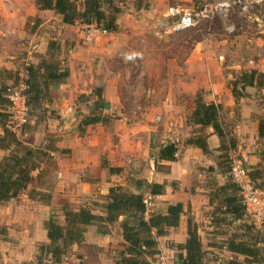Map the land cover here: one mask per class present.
<instances>
[{
	"label": "crops",
	"instance_id": "0c3cea01",
	"mask_svg": "<svg viewBox=\"0 0 264 264\" xmlns=\"http://www.w3.org/2000/svg\"><path fill=\"white\" fill-rule=\"evenodd\" d=\"M159 1L149 0V8L136 5L134 9L152 16L153 10L161 7ZM178 1L188 3L191 0ZM127 4L133 5L132 2ZM136 14L128 16L137 20L139 15ZM150 20L148 17V23ZM95 35L94 39L93 36L86 39L84 23L65 24L53 10L39 9L36 0H0V87L9 85L18 76L25 78L21 62L26 59L29 62L25 65L38 64L46 57L51 40L56 41L62 63L69 71L65 82L50 86L51 97L44 105L49 108L48 113L54 111V115L48 116L49 137H41L43 150L49 155L48 166L47 162L41 163L32 172L33 178L25 190L0 203V264H35L38 246L48 242L45 223L50 217L64 225V206L76 211L88 205L95 214H103L108 190L114 186L142 193L149 202L144 199L147 207L183 204L179 225L157 237L155 260L159 262L161 256L166 260L173 248L165 242L173 241L175 246L185 242L189 214L192 227L203 219L202 204H206L209 197L202 188V167L217 168V158L211 157L219 152L220 140L211 126L206 127L208 153L185 143L190 136L200 133V126L190 121L194 102L191 104L186 99L191 100L198 92L202 93L204 102L220 104L227 118L235 115L233 135L238 141V150L232 151L247 163L248 170L253 171L264 162L262 152L254 151L259 139V118L263 113L253 95L257 87H240L242 96L235 98L231 88L225 85L223 71L202 67L206 60H214V51H206L201 42H197L186 60L197 67L186 72L180 67L170 76L172 84L160 102L141 108L138 116L135 109L139 106L128 107V114L122 112L116 100L114 78L104 80L105 61L126 49L124 43L119 42L117 33ZM96 86L101 89L100 98L96 95ZM83 94L90 101H103L99 110L102 115L112 117L108 122L102 119L86 125L79 134L76 127L83 128V115L89 114L85 113L86 102L79 99ZM3 107L0 104V111H4ZM32 123L35 128L37 120ZM37 132L29 128L22 135L16 134L23 148L38 146ZM27 136L31 137L25 139ZM49 141H53L51 146L45 145ZM167 142L177 147L174 161L158 159L160 147ZM7 153V149L0 148V161ZM107 166L119 168V171L111 173ZM140 181L144 184H139ZM151 183L163 184L164 192L151 195L147 187ZM223 183L220 181L218 185ZM243 217V222L251 221L256 230L261 231L258 225L264 223L263 216L260 219L256 214L245 213ZM121 220L123 217L107 226L87 225L82 242L69 247L70 257L67 253L64 255L63 259H68L66 264H116L115 255L124 248ZM44 263L50 264L51 260H44Z\"/></svg>",
	"mask_w": 264,
	"mask_h": 264
},
{
	"label": "rangeland",
	"instance_id": "374dc122",
	"mask_svg": "<svg viewBox=\"0 0 264 264\" xmlns=\"http://www.w3.org/2000/svg\"><path fill=\"white\" fill-rule=\"evenodd\" d=\"M148 1L149 0H117L115 4L108 5L104 3L102 5L103 10L108 15L114 10L112 9L113 7H118L119 9V12L116 14L117 28L116 31L111 33L119 34L117 35L120 38L119 42L124 43L126 49H122V52L118 53L117 56L107 59L102 69L105 82L106 80H112V78H114L117 85L118 99L116 100L121 105L122 112L124 111L128 114V107L134 106L136 108L139 106V108L135 109L139 116V112L142 111L141 108L149 106L150 104H158L168 86L172 84L173 77H170L171 75L176 74L180 67L184 69L185 72L191 68L197 67L195 64L186 63L193 46L197 42H201L202 47L206 51L211 50L215 53L213 57L214 60H206L203 63V69H210L211 71L220 69L223 71L226 75L225 85L229 88H231V85L235 83L234 81L238 79L241 73H248L252 69H255L257 72L261 69L264 70V0L258 2L254 0H191L188 3L179 2L178 0H161L159 1L161 7L159 9H154L152 16L144 15L143 10L138 12L137 10L139 9H134L137 8L135 7L136 5L143 6L145 4H147V8H149ZM130 2H132V6L127 4ZM170 6H180L189 9L194 16L195 25L181 31L171 30L170 25L172 19L167 15ZM134 12H137L136 15H139L137 20L134 19V17L132 18V16H128V14H134ZM148 17L151 19L150 23L147 21ZM118 25H120V28H118ZM33 26H35V22ZM96 36L97 35L94 34L93 37H91L94 39ZM135 51L140 52V58L129 60L125 58V55ZM51 53H53V58L57 59L60 65L64 67L65 63H62L58 49L52 50ZM28 62L29 60L26 59L21 62L23 63L22 66L25 71L28 65H25V63ZM186 75L190 76L189 74H185V76ZM21 80L23 79L18 76L9 85L18 84ZM235 86L239 89L242 87L241 82L236 83ZM256 87L257 89L253 95L261 111L263 110V117L264 78H258ZM94 89H97V86ZM198 95H202V93L198 92L195 96ZM195 96L191 100H189L188 97H186V99L192 104ZM50 97L51 94L49 92L47 100ZM79 99L80 102H86L84 107L85 110L87 107V112L85 113H89L88 115L82 114L83 118L100 117L108 122L112 117L108 114L102 115V111L99 110L102 107L103 101L97 100L98 105L96 106L95 102L90 101V99L86 97V94L80 96ZM47 100H43V105H45ZM87 102L91 103L88 104ZM48 112L49 108L45 106L43 110H34L32 108L30 117L37 120L36 126L34 128L31 122L25 125L19 134L22 135L24 132L29 131V128L34 132L38 130L37 133L39 138L36 140L38 146L33 147V149L38 148L43 150L45 148V146L42 145L41 137H49L47 132L48 116L54 115V111ZM234 117L235 115H233V118H227L226 113L221 109L220 120L222 125L226 129V132L232 131L233 134L235 128ZM83 126V128H81L80 125L76 127L79 134L86 129V125ZM33 134L34 133H32V135ZM199 135H204L206 138L209 136L206 132V128L202 129ZM30 137L31 136H27L25 139ZM229 138L230 135L225 137L224 146L218 150L219 152H217L214 157H211L215 160L217 158L218 160L217 170L211 167L208 169L202 167L201 169L204 170V172L202 171L204 175L201 182L202 188L207 191L209 200L206 204H202V221L194 225L196 228H199L197 233L203 245V260L207 264H218L219 262L229 261L230 259L239 262L244 261L242 255L230 252L224 247L226 241L232 236L235 237L236 240H243L247 243L256 245L254 242L256 230L249 234L250 230L239 228L241 222L236 221L232 223L230 216L223 212V207L220 203L221 197L215 196V188L218 182H231L229 171L233 163L241 162L242 166L250 172L247 163L232 151L234 149L238 150V141L235 139V147H230ZM52 142L53 141H49L48 144L46 143L45 145L51 146ZM258 150L260 152L264 150V144L260 139L255 143L254 151ZM207 157L206 159H209ZM46 162L47 158L43 159L41 163L45 164ZM48 164L49 162H47V166ZM157 167L159 169H165L159 165H157ZM261 168L264 169V162L261 163ZM219 174L224 177L223 180L220 179ZM262 174L264 176V172ZM252 180L255 186L264 190V177L261 176V178L259 177L258 179ZM125 190L128 191L127 189ZM236 191L241 200L239 189H236ZM210 197H212L211 201ZM144 199L148 202L147 198ZM239 203L241 204V201ZM151 207L152 205H148L147 208H149L150 211H147L148 213L145 214V217H148L152 213L163 212L165 208L164 206H158V208ZM189 211L190 209L188 212ZM188 218L192 219L190 214ZM250 219L252 218L248 220ZM262 221H264V219ZM250 223L253 224L251 221ZM258 226L262 231L259 232V235L263 241L264 223ZM165 245L173 248L171 252H168L169 254H167L168 256L165 260V264H172L175 261H179L178 258L181 252L176 248L175 242L169 240L165 242ZM260 247H263L264 250V241ZM71 253V249L69 248L67 250V257H70ZM263 257L264 255H259L258 258H251L247 264H264V259L263 261L260 260ZM63 261L66 264L68 259H63ZM43 264H45L44 261Z\"/></svg>",
	"mask_w": 264,
	"mask_h": 264
},
{
	"label": "trees",
	"instance_id": "16d2710c",
	"mask_svg": "<svg viewBox=\"0 0 264 264\" xmlns=\"http://www.w3.org/2000/svg\"><path fill=\"white\" fill-rule=\"evenodd\" d=\"M117 0H36L39 9L53 10L61 17L65 24L96 23L102 26L108 32L116 31V14L118 7L108 15L103 10V4H115ZM147 4L143 8H147ZM116 9V10H115ZM118 9V10H117ZM199 41V40H198ZM57 45L54 40L48 44L47 57H43L36 64H29L26 67V76L23 82L26 85L28 104L34 110L44 109L43 100H47L50 86L65 82L69 76L67 67H62L57 59L53 58L52 50ZM48 58V59H47ZM264 78V72H257L255 69L248 73L239 75L238 79L231 85V90L235 98L242 96V92L235 86L241 82L242 87L257 86L258 78ZM5 87H0V104L4 111H0V125L3 128V134L0 135V148L7 149L8 153L0 161V203H4L11 198L18 196L25 190L32 180V172L37 169L42 160L49 158L47 151L42 149H25L17 135L9 131L6 127L8 102L4 95ZM101 89L96 90V95L100 98ZM49 101V99L47 100ZM46 101V102H47ZM98 105V101L95 102ZM31 108V110H32ZM222 106L213 102L206 103L201 95L196 96L194 100V109L190 115V121L200 126V131L208 126L214 129L220 140L219 149L224 146L225 137L230 135V147H235V137L231 132H226L220 120ZM31 116V111H30ZM100 117H85L81 123L83 125L93 124L101 121ZM190 136L185 143L200 148L204 153H208L207 138L204 135ZM258 138L264 144V116L259 118ZM177 147L172 142H167L160 147L158 159L160 161H174L176 159ZM264 156V150L262 152ZM105 166V163H104ZM109 172H118L119 168L107 166ZM212 168V167H211ZM211 170V169H210ZM264 169L260 167L249 172L252 179L264 177ZM139 184H144L140 181ZM140 186V185H139ZM151 195H158L164 192V185L158 183L147 184ZM238 187L231 181L217 185L215 196H220V203L224 214L230 216L233 222H241L239 228H245L252 231L256 230L254 224L245 223L244 207L241 205L240 198L237 195ZM106 202L103 205V214H95L88 205L82 206L78 210H72L64 206V225H61L53 217H50L46 223L48 242L38 246V252L35 257V264H43L44 260H51L52 264H65L64 255L72 244H79L83 240L85 228L89 224L100 226L112 225L120 217L124 219L120 223L124 239V248L116 254V264H160L155 260L157 251V237L165 235L169 228H175L179 225L181 215L184 213V207L181 202L168 204L163 212H156L145 217L146 206L142 193H133L126 191L121 186H114L108 190ZM212 197H210V201ZM243 219V220H242ZM191 220L187 221V238L183 244H178L177 249L181 252L179 255L180 264H207L204 262V250L201 239L197 233L196 227H192ZM259 231L256 230L254 237L255 244L247 243L243 240H236L230 237L224 246L230 252L237 253L244 257L243 262L234 259L219 262L218 264H247L251 258H258L264 255ZM262 241V243H261ZM264 257L260 259L263 261ZM264 262V261H263Z\"/></svg>",
	"mask_w": 264,
	"mask_h": 264
},
{
	"label": "built area",
	"instance_id": "2783aa9c",
	"mask_svg": "<svg viewBox=\"0 0 264 264\" xmlns=\"http://www.w3.org/2000/svg\"><path fill=\"white\" fill-rule=\"evenodd\" d=\"M254 1L258 2L260 0ZM167 15L172 19L170 28L173 31H181L195 25L194 16L189 9H185L180 6H170L168 8ZM84 30L86 39H89V37L96 33L106 34L108 32L102 28L101 25L94 22L84 23ZM140 57L141 54L137 51L125 55V58L128 60ZM4 97L8 102L6 107L7 121L5 126L9 131L14 132L15 134L20 133L25 125L34 121V118L30 117L31 107L28 104L26 85L23 80H21V82L18 84L5 86ZM229 174L231 181L239 189L241 196L240 201L244 207L245 213L256 214V216L260 217L261 219L263 216L264 207V190L254 185L249 172L242 166L241 162L233 163ZM146 205L147 203H145V206ZM158 263L165 264V259L163 256L159 258ZM172 264H180V262L175 261Z\"/></svg>",
	"mask_w": 264,
	"mask_h": 264
}]
</instances>
